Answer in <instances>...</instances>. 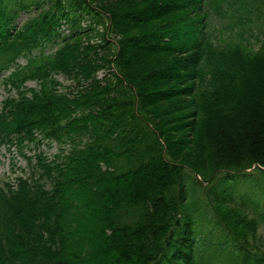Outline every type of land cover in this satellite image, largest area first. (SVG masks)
Masks as SVG:
<instances>
[{"label": "trees", "instance_id": "1", "mask_svg": "<svg viewBox=\"0 0 264 264\" xmlns=\"http://www.w3.org/2000/svg\"><path fill=\"white\" fill-rule=\"evenodd\" d=\"M13 66L0 264H264V0H0Z\"/></svg>", "mask_w": 264, "mask_h": 264}, {"label": "rangeland", "instance_id": "2", "mask_svg": "<svg viewBox=\"0 0 264 264\" xmlns=\"http://www.w3.org/2000/svg\"><path fill=\"white\" fill-rule=\"evenodd\" d=\"M30 16V13H21L17 19V23L19 25H21L23 22H25L27 20V18ZM56 47H48L45 50V53H52L53 51H55ZM26 60L25 59H21L20 63L25 64ZM106 74V72L101 71L98 73V78L102 79L104 77V75ZM5 76V75H4ZM60 80V82H62L66 87L70 86L72 83L64 78L63 76H59L58 78ZM162 79H154L153 82L151 83L150 86H152L153 88L157 87L160 84H162ZM166 85V83L164 84ZM29 87H36L37 84L36 82H29L28 83ZM12 94H14V92H11ZM10 95V92L8 91V89L4 86L2 79L0 80V105L3 102V100H5L8 96ZM60 145L57 143H52L50 146L49 145H44L42 147V149L45 150L46 154L48 157H50V159H53L55 154H57L59 152L60 149ZM26 154L29 155H33L34 153L31 152L30 148L25 150ZM27 168V159L20 154V152L15 148H11V150H8L6 147H2L0 150V184L2 186L5 185V183H11V184H15V179L18 175L22 174L23 169ZM251 180L246 179L244 180H240L239 181V186L237 189L236 187V195L235 198L237 197V195L239 196V194H245L249 191V182ZM261 233L264 235V226L261 229Z\"/></svg>", "mask_w": 264, "mask_h": 264}]
</instances>
